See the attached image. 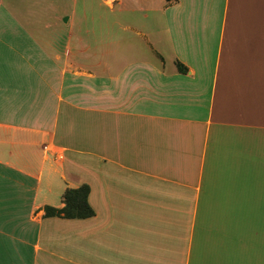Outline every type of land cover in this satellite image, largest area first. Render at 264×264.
Masks as SVG:
<instances>
[{
  "label": "crops",
  "instance_id": "obj_1",
  "mask_svg": "<svg viewBox=\"0 0 264 264\" xmlns=\"http://www.w3.org/2000/svg\"><path fill=\"white\" fill-rule=\"evenodd\" d=\"M0 264H264V0H0Z\"/></svg>",
  "mask_w": 264,
  "mask_h": 264
},
{
  "label": "trees",
  "instance_id": "obj_2",
  "mask_svg": "<svg viewBox=\"0 0 264 264\" xmlns=\"http://www.w3.org/2000/svg\"><path fill=\"white\" fill-rule=\"evenodd\" d=\"M177 66L180 71H186V68L181 63L178 62ZM89 192L90 187L88 185H83L76 189H68L64 194V207L46 206L45 215L64 218H88L93 216L94 210L88 201Z\"/></svg>",
  "mask_w": 264,
  "mask_h": 264
},
{
  "label": "rangeland",
  "instance_id": "obj_3",
  "mask_svg": "<svg viewBox=\"0 0 264 264\" xmlns=\"http://www.w3.org/2000/svg\"><path fill=\"white\" fill-rule=\"evenodd\" d=\"M84 0H81V2ZM120 10L118 12H116V15H112L109 13H105V11H107V8H94L95 12H94V17L96 18L95 22H92L93 20L90 18V20H88V22L90 24H95V25H102L103 24V19H101L100 17L109 19L111 18V22L109 23L111 26H113V30H111V35H115V38L117 39V46L118 47H124L126 44L125 42L128 40V38L131 36V32L125 30V9H126V5L125 2L123 3L122 6L118 7ZM78 13L81 14V8H78ZM90 15H92L91 12H89ZM116 21V24H114V22ZM107 23V21H106ZM103 32V31H101ZM127 39V40H126Z\"/></svg>",
  "mask_w": 264,
  "mask_h": 264
}]
</instances>
